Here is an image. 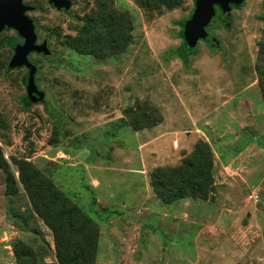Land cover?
<instances>
[{
    "label": "rangeland",
    "instance_id": "obj_1",
    "mask_svg": "<svg viewBox=\"0 0 264 264\" xmlns=\"http://www.w3.org/2000/svg\"><path fill=\"white\" fill-rule=\"evenodd\" d=\"M101 1L130 17L133 42L114 57H79L66 39ZM25 2L37 7L38 41L57 53L29 56L44 99L25 106L27 69L8 71L14 51L1 44L17 34L0 33V146L14 171L13 157L31 161L94 217L95 264H264V97L255 70L264 0H242L224 19L218 12L193 54L182 21L196 0L161 14L134 0H75L66 11ZM137 105L156 108L162 123L135 132L126 111ZM200 141L214 152V190L163 204L151 172L178 167ZM29 213L23 187L9 196L0 169V264H18L19 245L55 261L51 230Z\"/></svg>",
    "mask_w": 264,
    "mask_h": 264
},
{
    "label": "trees",
    "instance_id": "obj_2",
    "mask_svg": "<svg viewBox=\"0 0 264 264\" xmlns=\"http://www.w3.org/2000/svg\"><path fill=\"white\" fill-rule=\"evenodd\" d=\"M145 12L161 14L164 10L178 9L184 0H134ZM194 13V11H193ZM192 13V14H193ZM264 21V16H263ZM186 20L182 21L183 27ZM134 30L130 17L101 1L94 10L84 17L83 24L76 36H68L65 42L67 49L79 57L105 59L114 57L127 50L132 44ZM1 33V32H0ZM187 39V53L193 54V39L182 31ZM19 38L10 37L4 40L14 51ZM256 75L261 95L264 97V27L258 41ZM189 46V47H188ZM16 68L12 61L7 70ZM40 69L37 71L38 76ZM10 73V72H9ZM35 76V83H36ZM27 90L25 106L33 96V85L27 75L23 78ZM36 85V84H35ZM129 108L126 115L128 126L135 132L151 129L162 123V116L154 107L139 106ZM55 130V135L58 134ZM57 136V135H56ZM6 160L0 146V169L5 175L6 192L13 199L17 198L22 186L31 204V213L51 230L55 245V261L47 262L31 249L19 245L15 252L18 264H95L99 230L94 217L85 212L71 197L58 189L54 182L26 159ZM214 152L207 142L200 141L189 157H185L178 167H157L151 172V186L158 200L170 205L182 199H206L214 190ZM18 174V177L15 174ZM94 202V201H93ZM29 213L28 217H32ZM18 216L19 213L17 214ZM26 219V218H25ZM43 250V248H41Z\"/></svg>",
    "mask_w": 264,
    "mask_h": 264
},
{
    "label": "water",
    "instance_id": "obj_3",
    "mask_svg": "<svg viewBox=\"0 0 264 264\" xmlns=\"http://www.w3.org/2000/svg\"><path fill=\"white\" fill-rule=\"evenodd\" d=\"M242 0H196V9L190 20L185 23V30L193 39V44L199 38H205V28L209 27L215 16L216 8L219 6L223 13L229 12V4H240ZM58 9H68L72 6L71 0H50ZM34 10V7L24 5L23 0H0V32L5 29H13L22 38V44H15L12 63L16 68H26L28 77L32 83L33 101L44 99V92L37 90L35 76L38 68L34 65L29 55L36 53L39 55L50 56L53 52L49 49L47 41L37 44V33L33 21L26 13Z\"/></svg>",
    "mask_w": 264,
    "mask_h": 264
},
{
    "label": "flooded vegetation",
    "instance_id": "obj_4",
    "mask_svg": "<svg viewBox=\"0 0 264 264\" xmlns=\"http://www.w3.org/2000/svg\"><path fill=\"white\" fill-rule=\"evenodd\" d=\"M47 1H48V3L51 5L52 8L57 9V10H59V11H66V9H58V8H56L52 3H50V0H47ZM71 1H73V4H74L75 0H71ZM23 4H24V5H28V6H32V7H34V10L31 11V12L26 13V15H27V16L33 21L34 26H35V22H34V20L32 19V17L30 16V13L35 12V11L37 10V7L34 6V5H31V4L26 3L25 0H23ZM73 4H72V5H73ZM230 6H231V7H230ZM232 6H234V4L230 3V4H229V8L231 9ZM215 8H216V14H217L218 12H221V15H222V18H223V19L226 18L227 15H228L229 12H230V10H229V12H227V13H223L222 10H221V8H220L219 6H215ZM215 17H216V16H215ZM214 20H215V19H214ZM211 25H212V24H211ZM35 29H36V26H35ZM8 30H13V29H9V28H7V29H5L4 31H8ZM13 31H15V30H13ZM15 32H16V34H17V37H14V38H19V40H18L19 43H18V44H22V43H23L22 38L19 36V34H18L17 31H15ZM36 33H37V32H36ZM37 37H38V35H37ZM44 41H47V43H48V47H49V49L53 52V54L50 55V56H44V55L41 54V56H42L44 59H50L52 56L54 57V56L56 55L57 52H56L55 50L51 49L50 44H49V40H48V39H44V40H42L41 42H39V41H38V38H37V44H42ZM32 54H36V53H32ZM30 55H31V54H30ZM30 55H29V56H30ZM37 55H39V54H37ZM29 59H30V57H29Z\"/></svg>",
    "mask_w": 264,
    "mask_h": 264
}]
</instances>
